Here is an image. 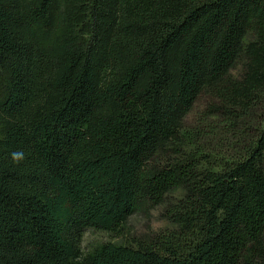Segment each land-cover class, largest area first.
<instances>
[{
  "label": "trees",
  "instance_id": "trees-1",
  "mask_svg": "<svg viewBox=\"0 0 264 264\" xmlns=\"http://www.w3.org/2000/svg\"><path fill=\"white\" fill-rule=\"evenodd\" d=\"M0 264H264V0H0Z\"/></svg>",
  "mask_w": 264,
  "mask_h": 264
},
{
  "label": "rangeland",
  "instance_id": "rangeland-1",
  "mask_svg": "<svg viewBox=\"0 0 264 264\" xmlns=\"http://www.w3.org/2000/svg\"><path fill=\"white\" fill-rule=\"evenodd\" d=\"M243 69V67L241 68V66H239L234 72L235 76H240ZM204 104L203 102L200 103L193 112L187 116L182 133L185 134L188 133V131H194L193 135L195 136L194 140L196 144L201 145L200 143H203L206 146L210 145L213 141L223 140L225 129L207 132L206 134L197 132L200 131L197 127L199 126L200 115H202V111L205 107ZM185 148L186 152L194 150V146L187 141H185ZM163 163L166 164L165 161ZM184 196L185 192L178 189L168 194L165 203L161 206H141L117 233H108L93 229L85 230L80 244V253L82 257H86L97 248L110 243L137 248L141 242H144L156 234L175 231L177 226L166 219L165 211L168 206L179 202Z\"/></svg>",
  "mask_w": 264,
  "mask_h": 264
},
{
  "label": "clouds",
  "instance_id": "clouds-1",
  "mask_svg": "<svg viewBox=\"0 0 264 264\" xmlns=\"http://www.w3.org/2000/svg\"><path fill=\"white\" fill-rule=\"evenodd\" d=\"M11 159L14 163H20L25 159V154L22 151L11 153Z\"/></svg>",
  "mask_w": 264,
  "mask_h": 264
}]
</instances>
